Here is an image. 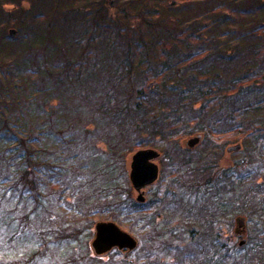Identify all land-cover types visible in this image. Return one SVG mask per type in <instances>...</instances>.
Segmentation results:
<instances>
[{"label": "trees", "instance_id": "1", "mask_svg": "<svg viewBox=\"0 0 264 264\" xmlns=\"http://www.w3.org/2000/svg\"><path fill=\"white\" fill-rule=\"evenodd\" d=\"M142 147L162 161L143 202L126 164ZM263 210L264 0H0V264H264ZM99 212L146 240L95 254ZM183 214L203 230L173 237Z\"/></svg>", "mask_w": 264, "mask_h": 264}, {"label": "rangeland", "instance_id": "2", "mask_svg": "<svg viewBox=\"0 0 264 264\" xmlns=\"http://www.w3.org/2000/svg\"><path fill=\"white\" fill-rule=\"evenodd\" d=\"M196 134H192V135H190V136H187V137H185L184 139H182L181 140V144H182V146L183 147H186V148H190L188 145H186V140H188V138H190V137H192V136H195ZM203 139V136L201 135V138H200V141L197 143V144H195L194 145V147L193 148H191L192 149V152L193 153H198L199 152V150H202V147H201V145H200V142H201V140ZM253 145V143L252 142H250V143H248V146L250 147V146H252ZM244 146H246L245 144H244ZM240 149V148H239ZM241 150V149H240ZM240 150H238V151H223L222 153H217L216 155H217V157L216 158H218V156H220L221 155V162L223 163V164H228V163H230V162H233L234 160H237V159H240V158H242V156H243V154H244V152H243V150L242 151H240ZM135 151V150H134ZM133 151V152H134ZM133 152H131L129 155H128V158H127V166H128V172H129V162H130V158H131V155H132V153ZM204 159H203V161H207V157L205 156V157H203ZM214 159H215V157H214ZM157 163L159 164V167H160V169L162 168V161H161V158L159 157V159L157 160ZM160 174H161V171H160ZM166 177V176H165ZM164 177V178H165ZM158 180H156L152 185H149V186H146L145 188H144V191H145V197L146 198H148L150 195H151V193L153 192V190H155L156 189V187L157 186H159L160 184H158ZM212 186H215V180H214V182H213V184H212ZM132 187V186H131ZM155 188V189H154ZM132 196L136 199V197H137V191L132 187ZM215 191V187H214V189L212 190V192H214ZM190 194V196H188ZM189 194H186V193H184V194H182L181 195V197L179 198V201H178V199L176 200V203H175V205H179L178 204V202L181 204V206H183V208L184 209H189L190 208V205H191V200H192V192L191 193H189ZM233 195V194H232ZM214 196V195H213ZM190 199V200H189ZM137 200V199H136ZM240 200H242V197H240ZM203 201L202 200H197V202H196V207H194L193 208V210H195L194 212H198L199 213V215L201 216L202 215V213H205V212H210V211H213V209H215V211H217L218 210V207L216 206V204H215V196L213 197V199L212 200H210V202H208L209 203V207H207V208H205V207H202V205H201V203H202ZM174 205V206H175ZM233 206H231V208H232ZM158 209V206H156V208H154V210H157ZM232 209H234V208H232ZM240 209V208H239ZM238 209V210H239ZM153 210V211H154ZM170 210V209H169ZM174 210V209H173ZM171 211V210H170ZM185 211V210H184ZM183 211V212H184ZM174 212H176V210H174ZM163 213H164V211H163ZM168 213V215H170L171 214V216H173V213H170V212H166V214ZM179 213V212H178ZM260 213H264V210H263V212L262 211H260ZM181 214V213H180ZM178 215V214H177ZM185 214H183V215H180V218H182L183 219V221L180 223V221H178V223H180V224H177L176 225V227H177V229L175 230V231H172V236L173 237H180V239H182V238H187V237H189L190 236V227L191 226H195V227H197V228H199L200 230H203V226H205V225H201V224H198L199 222H197L196 221V219L194 218V217H191V218H193V219H191V221H190V223H189V221H187V220H185V216H184ZM195 215V214H194ZM239 215H241V214H239ZM174 216H175V214H174ZM196 216V215H195ZM236 216H238L237 214H235V215H233V219L234 218H236ZM254 216V217H253ZM176 218H177V216H175ZM179 217V216H178ZM184 217V218H183ZM258 218V213H254L252 216H250V225H249V229L251 230L250 232H251V235L253 236L254 234H255V232H256V226H257V223L258 224H262L261 223V221L259 222V221H257V218ZM169 218V217H168ZM0 219H1V217H0ZM93 219H94V221L96 222V221H100V220H112V221H115L117 224H119L123 229H125V230H127L128 232H130L132 235H134L138 240H146L145 239V235H146V231H147V227L146 226H144L143 224H137V223H135L134 221H132V220H123L122 222L121 221H116V220H114V219H112V218H110L107 214H104V213H102V212H99V213H96V215L95 216H93ZM170 219V218H169ZM85 223L87 222V221H84ZM247 222V221H246ZM172 224H171V222H168L167 221V219H166V217H165V215H160V217H158L157 218V223L156 224H154L153 225V227L154 228H156L157 227V230L155 231L154 230V233H156V234H158V236H163L164 238H168L167 236H165V234H166V229H167V227L168 226H171ZM16 224L14 223V226H13V228H14V230H11L10 228H8V231H7V233L6 234H4V235H6L5 236V238L6 237H8V238H10V240L11 239H13V237H14V233H15V231H16ZM149 228V227H148ZM247 228V229H248ZM92 236H94V228L92 229ZM174 233V234H173ZM171 234V233H170ZM28 235H32L31 233H28ZM159 238V237H158ZM237 240H238V238L239 237H235ZM243 238V237H242ZM31 240L30 238H29V236H28V238H27V240ZM21 240H25V237H23L22 236V234H18L17 235V237L16 238H14V241H16V242H21ZM92 240V239H91ZM91 240H90V242H91ZM253 240V239H252ZM238 241H240V240H238ZM140 244H141V241H140ZM139 244V245H140ZM158 246V245H157ZM147 248H149V245L147 244V243H145L144 245H143V247L142 248H140V250H137V251H135V254H139L140 256H142L145 252V254H147V252L149 251ZM155 250H157V251H160L159 250V248H156ZM131 257V256H130ZM109 257L108 256H104L103 257V259H108Z\"/></svg>", "mask_w": 264, "mask_h": 264}, {"label": "water", "instance_id": "3", "mask_svg": "<svg viewBox=\"0 0 264 264\" xmlns=\"http://www.w3.org/2000/svg\"><path fill=\"white\" fill-rule=\"evenodd\" d=\"M11 28L9 33L15 34ZM201 135L197 134L186 140V145L194 147L200 141ZM241 147V144L230 145L227 150L233 151ZM161 156L158 149L154 147H142L135 150L129 162V180L132 187L137 191L136 199L145 201L144 188L153 184L158 178L160 167L157 160ZM241 222V218H237ZM91 248L97 255H103L113 248L125 250V254L131 252L138 246L137 238L119 224L112 220H100L94 225V236L90 242Z\"/></svg>", "mask_w": 264, "mask_h": 264}, {"label": "flooded vegetation", "instance_id": "4", "mask_svg": "<svg viewBox=\"0 0 264 264\" xmlns=\"http://www.w3.org/2000/svg\"><path fill=\"white\" fill-rule=\"evenodd\" d=\"M214 187H215V186H214ZM240 223H241V222H240ZM240 223H239V224H240ZM239 230H240L239 227H237V231H239Z\"/></svg>", "mask_w": 264, "mask_h": 264}]
</instances>
